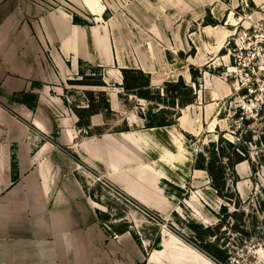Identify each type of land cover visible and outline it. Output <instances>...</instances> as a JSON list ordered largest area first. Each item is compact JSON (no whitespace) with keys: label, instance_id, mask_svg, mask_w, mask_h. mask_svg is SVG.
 <instances>
[{"label":"crops","instance_id":"obj_1","mask_svg":"<svg viewBox=\"0 0 264 264\" xmlns=\"http://www.w3.org/2000/svg\"><path fill=\"white\" fill-rule=\"evenodd\" d=\"M94 1L0 0V264H169L152 258L164 250V232L160 250L136 241L133 231L108 234L97 213L104 211L87 191L94 185L81 172H100L163 219L176 212L171 199L183 195L192 175L208 176L194 169L195 159L181 166L173 161L177 141L183 149L188 141L176 126L146 128L139 114L125 110L122 71L143 72L155 89L180 79L191 86L192 70L207 67L221 50L218 26H202L206 12L193 18L186 1L168 2L166 15L152 0L149 11L144 5L148 14L129 21L106 20L101 0L97 17ZM75 17L90 25L75 24ZM177 52L187 55L182 66L170 59ZM90 68L102 69L100 92L108 96L115 126L125 129L95 135L110 126L102 112L90 116L93 134L77 126L74 109H88L89 102L72 107L66 84ZM223 94L208 93L216 105ZM204 98L197 90L190 106ZM170 164L182 170L180 177ZM153 178L165 207L153 204Z\"/></svg>","mask_w":264,"mask_h":264},{"label":"rangeland","instance_id":"obj_2","mask_svg":"<svg viewBox=\"0 0 264 264\" xmlns=\"http://www.w3.org/2000/svg\"><path fill=\"white\" fill-rule=\"evenodd\" d=\"M101 1L109 9L107 19L115 16L126 21L134 20L132 16L141 12L148 14L147 10L152 5V0ZM157 1L160 7L155 6L164 12L161 14L167 15V4L172 1ZM184 1L188 2L193 18L200 17L201 12L205 15L206 12L202 26H218V31L223 35V41L222 38V42L219 41L221 50L218 55L208 62L207 67L197 66L196 70L193 69V85H187L193 91L192 96L196 95L197 90L198 93L204 91V100L196 107L188 105L172 108L170 104L174 102V97H180V102L188 100L187 89L163 86L161 89L144 90L145 79L130 76L127 85L141 88L139 93L146 92L152 102L128 94L125 87L121 92V102L127 112L134 111L145 117L155 115L153 123L156 124L178 119L177 131L190 135L195 140L188 138L184 149L177 141L179 150L172 157L175 159L173 161L181 166V163H190L201 154L207 162L216 158V179L221 186L220 194L212 187L209 175H192L183 195L171 199L176 212L163 219L155 212L147 213L128 203L115 186L105 183L107 180L101 178L100 172L83 169L81 173L85 175L86 183L94 185L92 190L100 208L105 212V224L112 233L129 228L137 236L139 234V239L152 249L154 240L164 232L162 243L165 239L169 240L170 257L174 264H264V92L253 97L235 94L232 83L226 82L222 75L230 66L225 47L231 37H238L239 33L249 27H264V0H177L176 3L183 5ZM94 2L96 3L91 4L96 7L93 6L92 12L98 17V11L104 6L99 0ZM82 15L90 18L88 12H83ZM162 16L160 15V20L163 19ZM196 30L193 26L192 32ZM215 43L213 42V46L218 47ZM188 54L194 57L195 50L192 48ZM186 56L177 52L170 59L177 60L182 66ZM88 74L92 78L77 76L72 82H67L65 97L71 101L72 107L84 106L90 100L98 108H104L108 101L107 94L100 92L102 88L90 85L100 83L99 72L89 71ZM214 90L224 93L218 105L208 95ZM90 91H94V94H90ZM161 98L168 106L160 102ZM107 115L111 120L110 126L101 129L102 133L126 128L123 124L115 126L113 114ZM213 142L217 143L215 148L210 146ZM236 154H245L250 162L245 161L236 166ZM169 161L166 159L162 163H170ZM170 165L178 171L175 177H180L182 170L179 171L177 165ZM234 168L237 174H233ZM222 173L227 176V185ZM156 184L157 180L154 179L153 204L165 207L167 200ZM162 184L164 185L163 182ZM171 191L169 188V193ZM163 251L155 252V257ZM154 255L152 258L155 259Z\"/></svg>","mask_w":264,"mask_h":264},{"label":"trees","instance_id":"obj_3","mask_svg":"<svg viewBox=\"0 0 264 264\" xmlns=\"http://www.w3.org/2000/svg\"><path fill=\"white\" fill-rule=\"evenodd\" d=\"M106 15L107 13L104 15V18H106ZM74 22L75 24H80V25H85V26H89L90 24L85 22V21H82L80 20L79 18L75 17L74 19ZM212 25V24H211ZM90 71L92 73H95V72H99V76H100V83L99 84H90L91 86H94V87H105L106 85L103 83L102 81V69L100 68H90ZM123 73V76H124V81H125V90L127 91L128 94L130 95H135L143 100H146L148 102H152V99H150V97L148 96V94L145 92L144 94H140L139 91L141 90V88H138V87H129L127 85V82L129 80V77L130 76H134V78L138 79L139 77L145 79V82L146 84L143 86L144 90H151V86H150V79L148 76H146L143 72L141 71H135V70H123L122 71ZM194 72L192 70V78H194ZM80 76L81 77H86V78H92L91 75H87L83 72L80 73ZM94 76V75H92ZM72 82V81H70ZM166 88H174V87H182L184 89H187V91H189V98L187 101H183V102H180V97H174V102L170 104V106L172 108H183V107H187L188 105H192L194 102H195V99H196V95L195 96H192V89H190L189 87H187V85L185 84V82L180 79L177 83H167L165 85ZM166 91V89L164 90ZM167 92V91H166ZM93 92H91L90 94H92ZM94 94V93H93ZM102 94H105V93H102ZM160 102L164 105H167L168 104L161 98L160 99ZM74 112L76 113V115L78 116L79 118V122L77 124V126L79 128H82V129H86L88 130L89 134H93L92 131L89 130V127H90V116L93 115V114H98V113H105L106 115L109 114L111 115L112 112H111V109H110V105H109V102L107 101V104L104 108H98L97 106H95L90 100H89V103H88V109H74ZM181 115V114H180ZM108 117V115H107ZM141 118H143L145 121H146V128H164V127H170V126H177V121H172V122H163V123H153V119L155 118V115H151L150 117H145L143 116L142 114L140 115ZM180 117V116H179ZM97 131V130H96ZM94 132L95 135H101L103 134L101 132V130L98 132ZM127 131V130H126ZM187 138H189L190 140L194 141V137H191L190 135H186L184 134ZM217 143L213 142L211 143V147L215 148L217 145ZM213 154L215 155V153L213 152ZM230 162V159L228 160ZM245 161H249V158H247V156L244 154V155H239V154H236L235 155V165L237 166L238 164L240 163H243ZM215 163H217V159L215 158L214 161H210L207 162L205 157L203 156V154L201 155H197L196 158H195V163H194V169L195 170H200V171H204L206 172L210 179H211V183H212V187L214 189H216L218 191V193L220 194V188L221 186L218 185V182H217V179H216V175L218 174L217 173V167L215 166ZM221 172V171H220ZM237 170L236 168H234L233 170V174H237L236 173ZM221 175V173H220ZM222 176L224 177L223 180L226 182L225 185H227V176L226 174H223L222 173ZM108 186H113V184H111L110 182L106 181L105 182ZM115 188L117 190L120 191V195L130 204L132 205H135L136 207L146 211L147 213L148 212H152V211H149L148 209H146L145 207H143L142 205H140L138 202H136L135 200H133L132 198H130L129 196H127L121 189H119L118 187L115 186ZM88 193H89V196L95 201L97 202L98 204L99 201L95 195V192L94 190L92 189H87ZM98 213V216H99V219L103 225V227L106 229V231L108 232L109 235L111 236H114L115 234L117 235H120V234H124V233H127V232H132L129 228H122L121 230L119 231H115V232H111L109 229H107L106 227V224H105V221H104V214L105 212H102L100 210L97 211ZM132 235L133 237L135 238L136 241L140 242V239L139 237L132 232ZM161 243V238L160 236H158L155 240H154V243H153V249L155 250H160L161 248L159 247V244Z\"/></svg>","mask_w":264,"mask_h":264},{"label":"built area","instance_id":"obj_4","mask_svg":"<svg viewBox=\"0 0 264 264\" xmlns=\"http://www.w3.org/2000/svg\"><path fill=\"white\" fill-rule=\"evenodd\" d=\"M225 50L230 66L222 75L232 83L235 94L253 97L264 92V27H249L234 35Z\"/></svg>","mask_w":264,"mask_h":264},{"label":"bare ground","instance_id":"obj_5","mask_svg":"<svg viewBox=\"0 0 264 264\" xmlns=\"http://www.w3.org/2000/svg\"><path fill=\"white\" fill-rule=\"evenodd\" d=\"M165 237H166V235H165ZM168 242H169V240L165 239V241L163 243V245L165 246L163 253L162 254H156V257L155 256L154 257L156 259H158V260H167L169 262V264H174L172 259H171V257H170L171 256L170 255L171 254V250L169 249V245H168L169 243Z\"/></svg>","mask_w":264,"mask_h":264},{"label":"water","instance_id":"obj_6","mask_svg":"<svg viewBox=\"0 0 264 264\" xmlns=\"http://www.w3.org/2000/svg\"><path fill=\"white\" fill-rule=\"evenodd\" d=\"M161 246V245H160Z\"/></svg>","mask_w":264,"mask_h":264}]
</instances>
